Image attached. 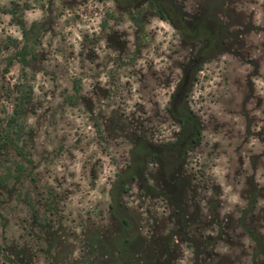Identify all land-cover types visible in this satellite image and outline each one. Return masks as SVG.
I'll use <instances>...</instances> for the list:
<instances>
[{"label":"rangeland","instance_id":"374dc122","mask_svg":"<svg viewBox=\"0 0 264 264\" xmlns=\"http://www.w3.org/2000/svg\"><path fill=\"white\" fill-rule=\"evenodd\" d=\"M172 1L188 22L210 10L230 32L189 87L201 141L173 178L147 163L145 184H124L136 222L126 255L131 264H264V0ZM144 9L145 0L132 7ZM19 18L31 97L20 139L0 153V264H113L121 226L111 184L132 140L158 138L155 118L193 45L145 14L134 51L136 25L115 0H0V122L20 71ZM107 89L100 146L90 114Z\"/></svg>","mask_w":264,"mask_h":264},{"label":"flooded vegetation","instance_id":"af4514ba","mask_svg":"<svg viewBox=\"0 0 264 264\" xmlns=\"http://www.w3.org/2000/svg\"><path fill=\"white\" fill-rule=\"evenodd\" d=\"M115 1L119 6L126 9L128 18L136 25L133 40L134 51L140 48V31L142 28L138 23L145 14H152L169 23L175 34L181 40L190 42L194 49L193 54L190 55L179 74L177 82L167 93L164 104L159 109L161 113L157 114L155 118L157 122L155 125L156 127L159 126L158 138L155 141L142 138L132 140L126 148L128 157L125 168L111 184L108 207L121 226L119 233L113 237L119 257L113 264H131L126 255L125 244L135 232L136 222L132 214L125 210L121 203L120 194L125 190L124 184L136 178L139 179L140 185L145 184L146 182H141V179H146L149 175L144 170L147 163L158 164L162 170L160 171L162 178H173L177 166L185 159L186 154L201 141L203 131L198 124L194 110L189 104V87L196 75L195 70L201 62L210 59L222 47L224 39L230 31L224 21L213 15L210 10L188 22L179 6L172 0H145L144 11H132V7L139 0ZM158 3L162 4L160 5L161 11L156 9ZM219 9H221L220 4ZM107 90H105L104 99L99 100L95 111L90 114L95 140L100 143V146L107 142L106 136L101 134V107L107 101L106 96L110 93ZM164 131L169 132V134L163 135L162 132ZM147 189L148 186L145 185L143 191H147ZM157 194L163 196V192L158 191ZM175 209L181 211L180 207L177 208L176 206Z\"/></svg>","mask_w":264,"mask_h":264},{"label":"trees","instance_id":"16d2710c","mask_svg":"<svg viewBox=\"0 0 264 264\" xmlns=\"http://www.w3.org/2000/svg\"><path fill=\"white\" fill-rule=\"evenodd\" d=\"M160 5L162 4L158 3L157 6L155 5L158 11H161ZM17 24L21 29L23 37V42L16 52V58L20 61V71L18 80L15 84V94L13 96L11 109L4 115L0 122V153L8 144L15 145L20 139L23 132L22 118L27 111V105L31 97L30 84L26 79H21V77L26 76L27 72L25 68L28 67L31 60L32 48L31 43L29 42L28 29L23 25L20 18L18 19Z\"/></svg>","mask_w":264,"mask_h":264}]
</instances>
